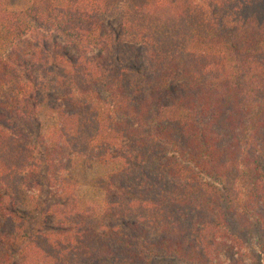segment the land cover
Here are the masks:
<instances>
[{
    "label": "trees",
    "instance_id": "16d2710c",
    "mask_svg": "<svg viewBox=\"0 0 264 264\" xmlns=\"http://www.w3.org/2000/svg\"><path fill=\"white\" fill-rule=\"evenodd\" d=\"M12 1L0 264H264V0ZM45 185L56 228L29 231Z\"/></svg>",
    "mask_w": 264,
    "mask_h": 264
},
{
    "label": "rangeland",
    "instance_id": "374dc122",
    "mask_svg": "<svg viewBox=\"0 0 264 264\" xmlns=\"http://www.w3.org/2000/svg\"><path fill=\"white\" fill-rule=\"evenodd\" d=\"M32 0H13L10 7V11L22 13L24 12ZM9 50V44L5 41H0V54H6ZM48 119L46 117H39L31 123H23L20 125L21 129L25 132L28 137H37L42 133H45L49 127ZM37 158H41V155H37ZM103 167L100 164H86L82 162L79 158L75 157L72 161L70 169L66 174L68 178L75 179L78 183V195L84 201H91L96 204H100V191L97 188L98 178L102 175ZM43 178L45 175V170H42ZM46 185L43 189V194L40 199L39 209L31 211L29 210V218L32 222H29L28 229L32 231L36 226L41 227V229L48 231L55 229V223L50 220L49 217L44 216V213L47 212L48 207L52 201L47 198V191H45Z\"/></svg>",
    "mask_w": 264,
    "mask_h": 264
}]
</instances>
